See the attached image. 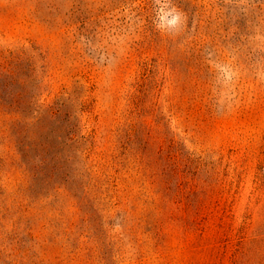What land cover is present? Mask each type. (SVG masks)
I'll return each mask as SVG.
<instances>
[{"label": "rangeland", "instance_id": "rangeland-1", "mask_svg": "<svg viewBox=\"0 0 264 264\" xmlns=\"http://www.w3.org/2000/svg\"><path fill=\"white\" fill-rule=\"evenodd\" d=\"M10 52L76 184L39 200L0 85V264H264V0H0Z\"/></svg>", "mask_w": 264, "mask_h": 264}, {"label": "trees", "instance_id": "trees-1", "mask_svg": "<svg viewBox=\"0 0 264 264\" xmlns=\"http://www.w3.org/2000/svg\"><path fill=\"white\" fill-rule=\"evenodd\" d=\"M20 61L21 58L13 52L8 54L0 53V85L2 87L1 89L6 93V90L8 91L9 89L10 92V89L12 90L16 84L20 83V89L12 93V99L10 101L3 99V101L5 102L4 105L12 114L17 117L22 116L21 120L17 118L16 121V134L19 139L18 154L20 155V163L24 166V171L33 178L39 190V195H37L39 198V196H43L50 189L57 191L60 188L57 186L58 181L65 184L69 182L76 184V176L70 172V158L64 154L59 144H53L48 137H41V141L36 144L32 142V135L30 136L28 134V125L24 124L23 126H19L24 123V120H22L24 114L31 112L34 106V103L25 97V83L18 79L22 73V62ZM60 110L56 105L49 106L47 113L52 121H59L62 114ZM59 130L61 132L62 128L60 127ZM69 141H72V138ZM79 190H76L75 197H78L77 192ZM80 194L84 197L87 195L86 192ZM44 198H48V195H44L39 200L42 201Z\"/></svg>", "mask_w": 264, "mask_h": 264}, {"label": "clouds", "instance_id": "clouds-1", "mask_svg": "<svg viewBox=\"0 0 264 264\" xmlns=\"http://www.w3.org/2000/svg\"><path fill=\"white\" fill-rule=\"evenodd\" d=\"M174 22V21H173Z\"/></svg>", "mask_w": 264, "mask_h": 264}]
</instances>
